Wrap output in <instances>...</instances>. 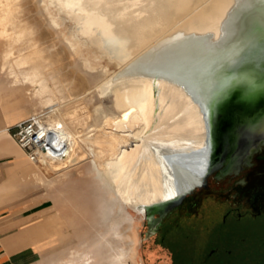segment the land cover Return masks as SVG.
<instances>
[{
  "label": "bare ground",
  "instance_id": "bare-ground-1",
  "mask_svg": "<svg viewBox=\"0 0 264 264\" xmlns=\"http://www.w3.org/2000/svg\"><path fill=\"white\" fill-rule=\"evenodd\" d=\"M4 1L0 26L19 47L1 54L0 85L31 88L40 101L32 118L49 143L38 163H29L55 167L42 182L46 189L84 165L113 207L130 204L149 215L199 180L211 110L228 88L264 85V0ZM93 62L113 67L93 91L109 105L77 107L68 117L87 126L79 134L62 109L86 97L66 95L87 84ZM0 119L7 121L2 108ZM117 218L118 212L106 225L115 245H102L112 250L108 264H135ZM68 254L56 264L87 257Z\"/></svg>",
  "mask_w": 264,
  "mask_h": 264
},
{
  "label": "rangeland",
  "instance_id": "rangeland-1",
  "mask_svg": "<svg viewBox=\"0 0 264 264\" xmlns=\"http://www.w3.org/2000/svg\"><path fill=\"white\" fill-rule=\"evenodd\" d=\"M4 5L5 1L0 0V14ZM28 16L25 12L22 19ZM9 47L17 49L19 45L13 44L0 26V56ZM89 66L91 79H88V85L84 84V88L80 87L74 95H66L67 100L83 94L87 98L62 109L65 117L73 116L82 104L90 105L91 109L94 103L109 105L102 92L96 96L93 91L113 67L106 69L96 62ZM0 78L3 79L1 70ZM8 84L0 85V108L6 111L7 128L42 110L40 101L32 99L33 95L28 92L31 88H12ZM69 117L67 122L74 131L79 134L88 131L76 117ZM240 128H244L240 123L230 124L227 131L233 134H229L226 141L229 149L235 146V140H242ZM11 141L14 145L5 142L0 146L3 150L13 146L16 151L14 159L0 161V176L4 177L0 179L5 184L8 182L10 177L4 176L5 169L12 164L20 162L27 166V177L18 181L13 176L10 179V182L14 180L11 207L16 213L20 207V218L29 217L27 234L19 241L22 247H29L27 251L31 254L24 264H56L71 256L69 249L87 255L86 260L80 259L82 262L73 259V264H108L112 250L102 245L105 241L113 243L111 233H106V225L117 212L120 228L127 229L130 236L135 264H264V200L258 201L256 209L252 207L251 194L258 186L247 181L258 168H264V160H257L264 154V140L244 158L236 175L219 178L221 164L219 170L204 177L208 188L200 189L203 185L194 188L178 206L166 209L162 216L152 214L151 217V209L147 215L130 204L127 209L122 205L118 210L113 207L105 187L84 165L70 170L65 179H54L51 187L46 189L42 182L51 179L55 167L46 169L31 165L23 152L20 157L17 145ZM246 164H254L253 169H257L248 170ZM76 235L81 239L73 242ZM99 235L104 239L100 240Z\"/></svg>",
  "mask_w": 264,
  "mask_h": 264
},
{
  "label": "water",
  "instance_id": "water-1",
  "mask_svg": "<svg viewBox=\"0 0 264 264\" xmlns=\"http://www.w3.org/2000/svg\"><path fill=\"white\" fill-rule=\"evenodd\" d=\"M228 91V95L219 99L211 110L208 158L199 180L172 201H167L158 208L154 207L151 214L162 216L166 209L178 206L194 188L200 185L206 187L204 177L219 170L221 164L223 168L218 171V177L235 175L240 171L244 158L264 140V85L237 83L230 86ZM235 109L239 112L238 115ZM236 122L244 126L243 129L240 128L242 140H239L243 143L235 140V146L229 149L226 141L229 139L228 135L233 133L227 130L230 124Z\"/></svg>",
  "mask_w": 264,
  "mask_h": 264
},
{
  "label": "crops",
  "instance_id": "crops-1",
  "mask_svg": "<svg viewBox=\"0 0 264 264\" xmlns=\"http://www.w3.org/2000/svg\"><path fill=\"white\" fill-rule=\"evenodd\" d=\"M7 121L0 119V146L3 144L9 143L14 145L11 140V134L9 129L12 126L6 127ZM7 136L11 139H8ZM22 152L19 150L20 157ZM15 148L9 146L7 150L0 149V161L4 159H14L15 158ZM27 166H23L20 162L12 164L11 166L5 169L6 178L12 176L15 177V181L22 179L24 176H28ZM0 173L1 169H0ZM0 178H4L0 176ZM0 179V264H24V261L29 259L30 255L27 251L29 247H22V243L19 241L22 237L26 236L28 228V216L20 218L18 215L21 212L17 213L12 209L11 203L14 200L13 197V184L10 179L5 184ZM23 237V238H24ZM26 255V256H25ZM29 255V256H28ZM26 264V262H25Z\"/></svg>",
  "mask_w": 264,
  "mask_h": 264
},
{
  "label": "built area",
  "instance_id": "built-area-1",
  "mask_svg": "<svg viewBox=\"0 0 264 264\" xmlns=\"http://www.w3.org/2000/svg\"><path fill=\"white\" fill-rule=\"evenodd\" d=\"M11 137L17 147L24 153L30 163H38L43 147L49 141L44 128L38 125L36 119L28 118L15 124L9 129Z\"/></svg>",
  "mask_w": 264,
  "mask_h": 264
},
{
  "label": "flooded vegetation",
  "instance_id": "flooded-vegetation-1",
  "mask_svg": "<svg viewBox=\"0 0 264 264\" xmlns=\"http://www.w3.org/2000/svg\"><path fill=\"white\" fill-rule=\"evenodd\" d=\"M258 161H263L264 160V154L262 156H259L257 158ZM254 164H246V166L248 167V170H256L253 169ZM237 174V173H236ZM235 174V175H236ZM216 176V175H215ZM220 178V177H219ZM247 181L250 182V185L252 183L253 186H258V188H256L254 190V193L251 194V204L252 207L256 209L257 205H258V201L260 199L264 200V168H258L257 172L255 173V175L253 177H248ZM206 183V187H202L200 189H206L208 188V181H204Z\"/></svg>",
  "mask_w": 264,
  "mask_h": 264
},
{
  "label": "snow or ice",
  "instance_id": "snow-or-ice-1",
  "mask_svg": "<svg viewBox=\"0 0 264 264\" xmlns=\"http://www.w3.org/2000/svg\"><path fill=\"white\" fill-rule=\"evenodd\" d=\"M125 118H127V117H125Z\"/></svg>",
  "mask_w": 264,
  "mask_h": 264
}]
</instances>
